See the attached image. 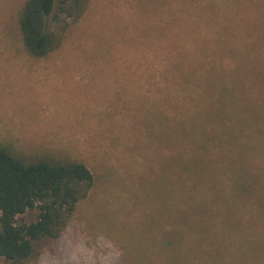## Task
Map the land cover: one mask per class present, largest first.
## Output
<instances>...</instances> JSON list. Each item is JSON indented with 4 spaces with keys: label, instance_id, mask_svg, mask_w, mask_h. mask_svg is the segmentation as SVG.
<instances>
[{
    "label": "rangeland",
    "instance_id": "1",
    "mask_svg": "<svg viewBox=\"0 0 264 264\" xmlns=\"http://www.w3.org/2000/svg\"><path fill=\"white\" fill-rule=\"evenodd\" d=\"M25 1L0 0V144L81 162L94 178L31 264H264V0H89L40 59L22 44ZM236 60L255 217L231 236L208 234L204 218L181 232L177 209L190 205L179 203L174 126L204 101L195 80L218 77V90Z\"/></svg>",
    "mask_w": 264,
    "mask_h": 264
},
{
    "label": "trees",
    "instance_id": "2",
    "mask_svg": "<svg viewBox=\"0 0 264 264\" xmlns=\"http://www.w3.org/2000/svg\"><path fill=\"white\" fill-rule=\"evenodd\" d=\"M88 1L26 0L18 19L26 52L40 59L58 48L68 20L78 21ZM237 60L230 71V83L224 81L218 90V77L195 80L205 86L199 97L204 104H195L190 116L177 120L174 126L179 151L173 163L179 189L186 191L179 203L190 205V209H177L181 232L188 220L189 230L201 231L204 218L208 234L231 236L247 230L245 220L255 217L253 171L241 160L243 115ZM192 67L202 69L200 65ZM180 79L193 80V74L180 72ZM93 183L92 173L81 162L28 157L0 144V264L38 260L44 248L62 235ZM33 211H37L35 221L26 223L20 218Z\"/></svg>",
    "mask_w": 264,
    "mask_h": 264
}]
</instances>
